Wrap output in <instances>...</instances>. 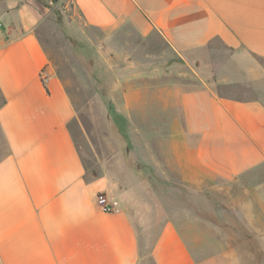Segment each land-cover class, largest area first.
Returning a JSON list of instances; mask_svg holds the SVG:
<instances>
[{
	"label": "crops",
	"instance_id": "0c3cea01",
	"mask_svg": "<svg viewBox=\"0 0 264 264\" xmlns=\"http://www.w3.org/2000/svg\"><path fill=\"white\" fill-rule=\"evenodd\" d=\"M56 4L124 51L131 181L87 175L38 34ZM0 23V264H217L194 231L264 246V0H0Z\"/></svg>",
	"mask_w": 264,
	"mask_h": 264
},
{
	"label": "rangeland",
	"instance_id": "374dc122",
	"mask_svg": "<svg viewBox=\"0 0 264 264\" xmlns=\"http://www.w3.org/2000/svg\"><path fill=\"white\" fill-rule=\"evenodd\" d=\"M38 34L49 54L53 71L61 77L77 108V116L70 128L87 167V175L107 177L118 173L131 181L133 177L126 166L139 160L135 146L143 142V137L137 135L134 138L136 144L132 143L124 120L115 115L117 97L125 86L131 85L130 81L116 79L114 73L115 64L123 66L125 63L124 51L115 56L103 33L86 26L72 9L62 4L50 5ZM5 152L6 144L0 132V156ZM135 206L138 201H132L130 208L135 224L140 227ZM201 218H192V221H199L200 225L204 219L215 222L212 216L203 215ZM193 234L209 243L203 249L204 260L216 257L217 264H264V246L253 243L252 248L233 244L223 247L217 237L222 233L194 231ZM146 243L150 249V239ZM147 264H151L150 260Z\"/></svg>",
	"mask_w": 264,
	"mask_h": 264
},
{
	"label": "built area",
	"instance_id": "2783aa9c",
	"mask_svg": "<svg viewBox=\"0 0 264 264\" xmlns=\"http://www.w3.org/2000/svg\"><path fill=\"white\" fill-rule=\"evenodd\" d=\"M0 28H1V23H0ZM104 209L107 212H112L113 211V208H112V206L110 204L104 205Z\"/></svg>",
	"mask_w": 264,
	"mask_h": 264
},
{
	"label": "trees",
	"instance_id": "16d2710c",
	"mask_svg": "<svg viewBox=\"0 0 264 264\" xmlns=\"http://www.w3.org/2000/svg\"><path fill=\"white\" fill-rule=\"evenodd\" d=\"M6 152H7V151H6ZM6 152H5V153H6Z\"/></svg>",
	"mask_w": 264,
	"mask_h": 264
}]
</instances>
